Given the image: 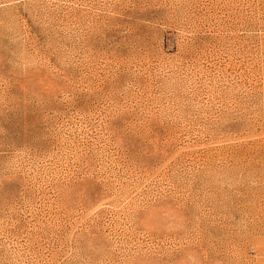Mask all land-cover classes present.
<instances>
[{
	"label": "rangeland",
	"instance_id": "1",
	"mask_svg": "<svg viewBox=\"0 0 264 264\" xmlns=\"http://www.w3.org/2000/svg\"><path fill=\"white\" fill-rule=\"evenodd\" d=\"M0 264H264V0H0Z\"/></svg>",
	"mask_w": 264,
	"mask_h": 264
}]
</instances>
